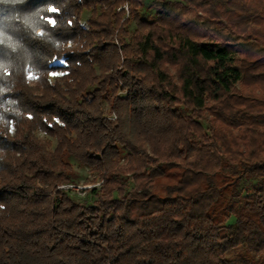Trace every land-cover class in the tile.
<instances>
[{
  "label": "trees",
  "instance_id": "1",
  "mask_svg": "<svg viewBox=\"0 0 264 264\" xmlns=\"http://www.w3.org/2000/svg\"><path fill=\"white\" fill-rule=\"evenodd\" d=\"M151 6L0 0V264H264V0Z\"/></svg>",
  "mask_w": 264,
  "mask_h": 264
},
{
  "label": "rangeland",
  "instance_id": "2",
  "mask_svg": "<svg viewBox=\"0 0 264 264\" xmlns=\"http://www.w3.org/2000/svg\"><path fill=\"white\" fill-rule=\"evenodd\" d=\"M154 0H142L143 2V8L140 10V13L143 18L149 19L152 18L154 19L155 17V9L152 7V3ZM125 9L128 10V8L125 6ZM86 18L89 17V15H85ZM134 29V25L131 26V30ZM205 42H210L209 39L205 40ZM239 57V56H238ZM237 88H240V85H237ZM118 94H125V92H119ZM106 114L108 117L112 116V114L108 113V110L105 108ZM114 114V113H113ZM208 114V113H207ZM210 117V114L207 115ZM116 121V120H115ZM114 121V122H115ZM202 123L205 125V127L208 126L207 121H202ZM38 136L45 141H51L52 143V149L55 148L56 142L55 140H51L47 136H45L43 133H38ZM72 164L76 170V172L79 174V179L77 180V185L74 186L73 188V193L71 196H73L78 203L81 204H92L94 202V198L91 197L90 194V189L94 187H100L101 181L99 179V176L96 172L91 171L89 168L81 166L76 160L72 159ZM131 186L132 183H130ZM258 182L256 180H243L242 186H241V193L243 194L244 197L247 195H250L253 193V190L255 187H257ZM233 222V220H231ZM235 255H242L245 257H248V252H246L243 249H238L236 251H232L228 254V257L232 258ZM258 261V259L256 260Z\"/></svg>",
  "mask_w": 264,
  "mask_h": 264
},
{
  "label": "built area",
  "instance_id": "3",
  "mask_svg": "<svg viewBox=\"0 0 264 264\" xmlns=\"http://www.w3.org/2000/svg\"><path fill=\"white\" fill-rule=\"evenodd\" d=\"M80 3H81V2H80ZM122 95H124V94H122ZM108 119H109L110 121H115V120H117V117H116L115 114H112V116L108 117ZM60 188H61V189H68V188H74V187H73V186H61Z\"/></svg>",
  "mask_w": 264,
  "mask_h": 264
},
{
  "label": "snow or ice",
  "instance_id": "4",
  "mask_svg": "<svg viewBox=\"0 0 264 264\" xmlns=\"http://www.w3.org/2000/svg\"><path fill=\"white\" fill-rule=\"evenodd\" d=\"M51 11H52V12H55V11H56V9H55V8H53V9H51ZM49 23H53V24H54V23H55V21H49Z\"/></svg>",
  "mask_w": 264,
  "mask_h": 264
}]
</instances>
